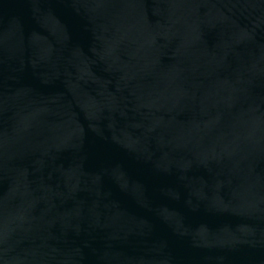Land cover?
Here are the masks:
<instances>
[{
	"label": "water",
	"instance_id": "water-1",
	"mask_svg": "<svg viewBox=\"0 0 264 264\" xmlns=\"http://www.w3.org/2000/svg\"><path fill=\"white\" fill-rule=\"evenodd\" d=\"M0 264H264V0H0Z\"/></svg>",
	"mask_w": 264,
	"mask_h": 264
}]
</instances>
